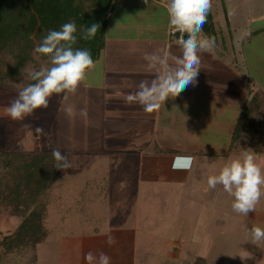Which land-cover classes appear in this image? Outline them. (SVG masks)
Listing matches in <instances>:
<instances>
[{
  "label": "crops",
  "instance_id": "1",
  "mask_svg": "<svg viewBox=\"0 0 264 264\" xmlns=\"http://www.w3.org/2000/svg\"><path fill=\"white\" fill-rule=\"evenodd\" d=\"M169 2L111 0L101 53L74 95L66 101L63 94L51 98L47 117L55 119L49 124V147L38 151L58 148L78 164L89 158L98 167L103 163L106 174L80 175L76 192V182L62 170L48 193L46 235L33 247L3 250L1 263L17 262L12 255L28 250L33 251L29 264H87L90 251L107 253L111 264H145L142 252L150 243L152 212L198 203L210 217L205 230L216 229L217 216H238L233 198L219 186L210 189L207 179L242 148H252L264 167V0H212L203 34L215 36L216 47L200 53L202 66L194 84L149 113L139 104L126 103L125 97L140 81L154 78L144 53L179 54L168 27ZM68 105L76 109L75 117L66 115ZM81 109L86 116L80 115ZM253 120L260 124L253 127ZM63 209L70 230L57 235ZM114 215L122 221L99 226ZM107 233L116 239L112 246L106 243ZM54 234L59 238L45 244Z\"/></svg>",
  "mask_w": 264,
  "mask_h": 264
},
{
  "label": "rangeland",
  "instance_id": "2",
  "mask_svg": "<svg viewBox=\"0 0 264 264\" xmlns=\"http://www.w3.org/2000/svg\"><path fill=\"white\" fill-rule=\"evenodd\" d=\"M41 38L37 39V44L40 43ZM15 52H19L17 48ZM13 54L11 49L0 51V250H3V247L16 239H21L24 242L27 240L36 241L38 235L43 231L33 232L30 230L31 226L35 227L38 224L37 219L35 221L36 216H33V212H42L44 202L48 198V195L44 194L45 191L39 195L38 178L33 175V173L38 172V168L43 169V166L28 167V162L40 164L43 160H46L48 170L59 175L62 172V170L54 168L55 161L51 153L38 152L47 151L46 148L49 147L47 144L49 124L55 118L54 115L51 118V114L47 117L48 108L37 110L33 116L27 117L24 121L11 120L5 111L19 90L32 83L29 73L50 66L49 60L47 57L33 54V58L31 57L18 69L16 74H13L14 67L17 64V59ZM58 118H61V112L58 113L56 121H58ZM24 125L29 126L25 127ZM38 126L43 128V133L36 131ZM45 133L46 136H43L42 139L40 134L45 135ZM44 155H47L46 158H44ZM75 161L77 163L74 164ZM81 161L78 164L79 160L69 159L71 167L63 171L66 177L76 182L72 184L75 185L74 191L76 192L78 191V185H81L80 181L77 184V177L85 174L87 176H102L106 174L104 170L107 169L103 163L101 164L103 167H98L97 162L91 163L92 160H89V158H83ZM116 172L119 173L120 170H116ZM52 173L50 174L52 175ZM122 173L123 169L120 174ZM208 195L210 194L208 193ZM174 197L179 199V193H176ZM189 204L188 202L185 205V209L161 211V214H157V211H155L148 215L150 217L148 224L151 237L149 245L142 252L144 259L142 258L141 261L143 263L264 264V239L254 240L249 231L253 226L264 228V197L256 206V216L250 215L251 212L248 216L240 214H237L238 216L232 215V217L224 216V218L217 216L215 230L213 227L205 230L207 228L206 219L210 218L207 215L208 210L197 208L195 205L198 203L192 204V206H189ZM163 205H166V202ZM187 207L191 208L188 209ZM61 212L64 216L59 213L60 220L64 222L66 219L67 225L65 209ZM121 217L115 216L111 219V216H109L108 220L104 218L105 224L99 226L107 228L113 223L116 225L122 221ZM11 218H14L15 222H11ZM260 218L263 219L260 220ZM60 220L56 226L58 227L57 235H63L70 230L66 227L65 222L62 226ZM102 221L104 220L102 219ZM220 225L221 227H219ZM31 232L35 235H32ZM76 232L78 231L76 230L74 233ZM55 236L56 234L52 235L48 243L47 241L44 243L47 245L53 243L59 238H55ZM177 243L182 245L181 249L173 247L172 244L176 246ZM45 244L41 246L45 248ZM52 248L53 246L50 247L48 252ZM54 249L56 250V247ZM32 253L33 251L28 250L15 253L12 258H19L18 261L8 264H29L27 261H30L29 254L32 255ZM138 257L140 258V256ZM0 264L4 263L0 262Z\"/></svg>",
  "mask_w": 264,
  "mask_h": 264
},
{
  "label": "clouds",
  "instance_id": "3",
  "mask_svg": "<svg viewBox=\"0 0 264 264\" xmlns=\"http://www.w3.org/2000/svg\"><path fill=\"white\" fill-rule=\"evenodd\" d=\"M143 2L149 5V0ZM211 8L212 0H170L166 7L168 27L180 33L176 41L179 54L171 50L144 53L146 67L154 78L135 85L136 91L126 95V103L139 104L150 113L158 109L161 102L178 96L196 82L202 66L200 53L211 52L216 47L215 36L203 34ZM100 27L99 23L85 26L80 38L86 41L94 39ZM76 33V23L67 22L59 30H49L34 47L33 53L47 57L50 66L29 73L32 83L19 90L5 109L11 120L24 121L37 110L47 109L53 95L63 94L62 99L68 100L69 95H74L86 80L94 61L90 50L74 47L77 44ZM65 113L70 118L77 114L71 105L65 108ZM80 115L86 116V110L81 109ZM36 131L43 133L44 130L38 126ZM51 154L54 168L64 170L71 167L66 152L62 153L57 148ZM207 184L210 189L222 188L233 198L232 210L248 216L256 211L257 204L264 197V167L257 162L252 148H242L240 154L230 158L218 174L208 177ZM249 231L254 240L264 239V228L253 226ZM106 243L108 246L116 243L111 233L106 234ZM85 260L87 264H111V257L103 251H90L85 254Z\"/></svg>",
  "mask_w": 264,
  "mask_h": 264
},
{
  "label": "trees",
  "instance_id": "4",
  "mask_svg": "<svg viewBox=\"0 0 264 264\" xmlns=\"http://www.w3.org/2000/svg\"><path fill=\"white\" fill-rule=\"evenodd\" d=\"M111 8V0H0V51L5 49L13 51L17 64L12 73L16 74L23 64L31 57L33 58V49L38 45L37 39L46 35L49 30H59L64 23L74 21L77 26V44L74 47L90 50L92 59L95 61L104 45L105 27ZM91 23H99L100 30L94 39L83 40L80 38L81 31ZM16 48L19 52H15ZM254 124L259 125V120H253V127ZM46 156L44 155V158ZM45 161L43 160L40 164L28 162V167L43 166V169L38 168L37 173L32 172L34 177L38 178L39 195L44 191V194L48 195L53 180L59 175L48 170L46 168L48 164ZM47 201L46 199L44 202L42 212H33L38 224L35 227L31 226L30 229L33 232L43 230L42 236L38 233L39 237L36 241L13 240L3 247L5 252L33 247L36 242L44 238L47 233L44 226ZM33 232H31L32 235H35ZM3 250H0V254L5 253Z\"/></svg>",
  "mask_w": 264,
  "mask_h": 264
},
{
  "label": "built area",
  "instance_id": "5",
  "mask_svg": "<svg viewBox=\"0 0 264 264\" xmlns=\"http://www.w3.org/2000/svg\"><path fill=\"white\" fill-rule=\"evenodd\" d=\"M170 34L176 37V40H178L180 33L179 32H174L173 30L170 29ZM186 38V37H185Z\"/></svg>",
  "mask_w": 264,
  "mask_h": 264
},
{
  "label": "snow or ice",
  "instance_id": "6",
  "mask_svg": "<svg viewBox=\"0 0 264 264\" xmlns=\"http://www.w3.org/2000/svg\"><path fill=\"white\" fill-rule=\"evenodd\" d=\"M185 167L187 166V164L184 165Z\"/></svg>",
  "mask_w": 264,
  "mask_h": 264
}]
</instances>
